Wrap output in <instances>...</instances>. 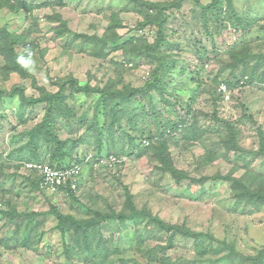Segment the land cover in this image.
Instances as JSON below:
<instances>
[{
  "label": "rangeland",
  "instance_id": "1",
  "mask_svg": "<svg viewBox=\"0 0 264 264\" xmlns=\"http://www.w3.org/2000/svg\"><path fill=\"white\" fill-rule=\"evenodd\" d=\"M20 2L29 8L19 11L0 3V30L21 38L16 52L28 76L4 75L6 62L0 54L1 89H25L27 97H39L43 91L60 92V84L67 79L101 87L117 81L122 92L126 87L142 89L153 81L158 61L134 50L127 55L125 49L113 50V41L104 58L92 57L94 50L100 54L101 43L96 47L82 40L83 35L104 39L117 17L122 22L116 30L119 45L133 38L154 44L158 26H143L147 19L135 13L128 0ZM211 2L184 0L179 8L168 11L166 43L160 51L176 70H164L165 93L151 88L138 93L128 110L130 116L123 113L120 125L113 128L103 125L101 146L91 129L100 96L73 92L65 84L66 105L73 116L66 119L59 114L55 130L62 141L78 144L64 165L75 155L94 157L83 166L73 196L41 191L38 176L22 169L25 161L51 163V144L42 140L36 151L27 146L26 131L42 122L45 105L23 106L19 94L0 101V210L20 215L11 218L0 211V264H99L89 261L90 255L80 249L79 253L68 251L72 237H63L52 211L80 222L97 219L98 212L130 214L127 191L139 211L207 238L195 243L142 219L128 228L105 220L98 229L108 241L107 264H241L240 253L259 255L264 248V207L233 211L235 193L228 180H243L257 191L264 190V0H233L230 9L224 1L223 9L205 11ZM246 22L251 25L247 27ZM110 38L116 40L114 35ZM246 51L249 57L242 61ZM244 81L247 85L237 87ZM221 83L234 84L230 101L222 100ZM131 117H138L134 124ZM100 119L104 122L106 117ZM160 121L185 122V132L167 137L168 153L177 170L203 182L183 179L178 183L162 170L154 149ZM194 125L200 138L189 141L187 129ZM228 125L236 129L238 148L228 149ZM150 136L151 141L143 145ZM132 137L136 139L131 143ZM67 149L72 150L71 144ZM110 156L118 161L97 163ZM230 249L236 254L228 255Z\"/></svg>",
  "mask_w": 264,
  "mask_h": 264
},
{
  "label": "trees",
  "instance_id": "2",
  "mask_svg": "<svg viewBox=\"0 0 264 264\" xmlns=\"http://www.w3.org/2000/svg\"><path fill=\"white\" fill-rule=\"evenodd\" d=\"M12 1V2H11ZM130 3L133 4L134 8L133 11L135 13H138L139 15L143 16L147 19L146 24L148 25L150 23H154L158 26V33H157V40L154 44L148 43L146 40L141 39H131L128 43H125L123 45H119L117 39H119L118 34L116 33V30L122 26V22L117 17H113L112 22L110 23L108 27V35L104 39H100L98 36H82V40H84V44H94L96 47H98L101 43L102 50L100 54L97 53V50H94L91 55L92 57L99 58L105 57V53L108 49V45L111 41L114 43L115 49H125L126 55L131 51H137L138 53L143 54L147 56L148 58H151L153 60L158 61V66L154 72V78L153 81L150 82L146 87L142 89H132L130 87H126L125 91H118L117 90V81H111L108 83L105 87L101 86H92L90 83H87L86 85H81L78 80H66L65 83H61L60 92L56 94H49L45 91L41 93L39 97H27L24 90L25 89H14L12 91L3 90L0 88V101L6 98L14 99L17 94L20 95L21 100L23 102V106L26 104H31L33 106H37L39 104L45 105V116L41 123L37 124L34 128L31 130L26 131L29 141L27 146L33 150H38V146L41 143L42 140L45 142L51 144L53 153L52 157H50L51 163L50 165L57 168H63L66 157H72L73 156V145H77L78 142H74L73 145L70 142V140L62 141L56 132V118L58 115L64 116L66 119H71L73 114L72 110L68 108L66 105V99L68 98L65 94L66 90L68 89L66 85H69L71 89H73V92H84L86 94H98L100 98L98 99L97 106H96V115L93 120V124L91 126L92 130H95L94 132L97 135L98 144L101 146L103 144V141H101V137H103V131L105 126L108 127H115L117 125H120L121 117H124L128 112L131 103L134 101L136 95L138 93H145L148 91V89H157L160 90V92L165 93L164 88L162 87V75L165 72L164 70H168L170 68L176 70V65L171 64L169 62H165L164 55L162 57L160 47L166 43V35H165V29L164 26L167 23V20L169 18L168 11L173 8H179L181 6V2L184 0H174V2H164V3H154L149 2L145 0H128ZM224 1H228V9L232 7V1L233 0H212L210 4H208L204 10L210 9H220L224 8L223 4ZM0 3H2V6L7 5V7L13 8L17 10H21L23 6L26 8H29L28 5H25L23 3H19V0H17V5L15 4V0H0ZM63 5V3H61ZM156 12V13H154ZM223 14H226V12H222ZM247 27L251 25V22L245 23ZM246 29V28H245ZM63 32V31H61ZM60 32V33H61ZM76 35V34H75ZM114 35L116 40H111L110 36ZM80 35H77L79 37ZM21 38L15 35H12L6 30H0V54L4 56L5 59V67L2 68V73L4 75H9L11 73H19L22 76H28L27 70L22 65L21 61L19 60V56L16 52V45L20 42ZM132 46V48L130 47ZM138 47V48H137ZM138 49V50H137ZM109 51V49H108ZM245 57L240 58L242 61L249 57V51L244 52ZM240 60V62H241ZM248 80V78H247ZM193 81V79H192ZM69 84H66V83ZM66 84V85H65ZM234 85V84H233ZM177 106V104H175ZM121 108L118 109V108ZM178 107V106H177ZM102 110V111H101ZM119 110V111H118ZM104 115L106 117L107 122H102L100 117ZM112 115V117H111ZM130 116V115H129ZM136 116V115H133ZM132 116V117H133ZM111 117V118H110ZM130 119V123L134 124L136 118ZM130 118V117H129ZM128 118V119H129ZM185 121V120H184ZM185 122H182V124H163L161 121L157 124L159 130L161 131V134H158V145L154 148L156 151V155L158 159L160 160L162 164V170L166 173H170L171 176L175 181L180 183L183 179H188L192 182H203V180L193 179L190 177V175L187 172H182L180 170H177L171 161L170 154L168 153V140L167 137L170 136V138H173L176 136V133H182L185 132ZM227 125V124H226ZM102 126V127H101ZM123 128L122 126H120ZM229 131L231 132L230 140H229V150L230 147L232 149L238 148L239 144L236 140V137H238L236 133V129L232 125H228ZM199 129L196 127V125L190 127L187 129V132L189 134V141L190 140H197L200 138ZM168 134V135H167ZM263 137V136H262ZM153 138V136L149 137V139ZM131 143L136 139L135 137L131 138ZM147 139V138H146ZM71 144V151H68V147ZM50 147V148H51ZM264 147V143H263ZM241 149V148H239ZM264 153V152H262ZM34 162H42L39 160H32ZM70 165V164H69ZM1 175V171H0ZM228 182L231 184L230 188L233 193H235L234 198V204H233V211H238L240 209H248L249 212H252L253 210H259L261 207H264V190L257 191V189L251 188L250 185H246L243 183V180H237V179H231L228 180ZM38 186V182H37ZM70 196H73V192L69 194ZM127 201L128 206L127 208L130 211V214H124L121 213L118 215L115 211H109L108 214L102 215V213L98 212L97 219H88L87 221L80 222L75 219V217L71 215H64L61 212H59L57 209H54L52 211V214L57 218L58 225L57 229L61 231L63 237H72L71 242V249L68 248V251L70 253L78 251L79 249L81 253H88L91 257V259H86V261H93L98 260L100 261L99 264H107L106 260L108 258L109 248H108V241L103 240L101 231L99 228V225L105 220H110L114 223L122 224L126 228H128L129 223H136L139 220H144L147 223L154 224L155 226H159L160 228H166L169 232L170 231H176L178 234L183 235L187 239H193L195 243L199 240L201 237H205L203 234L195 233L190 231L189 229L181 228L178 226H169L166 225L164 221L160 220L159 218H152L151 215L144 213L143 211H139L135 204L133 203V197L132 195L127 191ZM1 211V210H0ZM1 213L10 216L11 218H18L20 215L16 211H1ZM37 215V214H35ZM99 236V239L97 238ZM171 240V239H170ZM204 246V245H203ZM118 251V250H115ZM69 253V254H70ZM205 253H203L204 255ZM228 255L236 254L235 249H230V252L227 253ZM94 257L96 259H94ZM243 257L241 264H264V248L260 249V253L256 257H247L243 256V254L240 253V258ZM93 264H98L94 263Z\"/></svg>",
  "mask_w": 264,
  "mask_h": 264
},
{
  "label": "built area",
  "instance_id": "3",
  "mask_svg": "<svg viewBox=\"0 0 264 264\" xmlns=\"http://www.w3.org/2000/svg\"><path fill=\"white\" fill-rule=\"evenodd\" d=\"M221 92L224 94L226 100L230 99V94L227 90V87L222 85ZM84 161L87 163L91 158L85 159ZM109 163H115L116 159L111 157ZM102 163H105L102 161ZM25 168L27 170H33L38 172L43 177L42 186L45 188H49L53 191L59 189L61 186H67L68 184L72 187L73 190H77L78 188V179L81 175V165L78 162H75L71 168L67 169H57L52 168L49 165L41 164V163H26Z\"/></svg>",
  "mask_w": 264,
  "mask_h": 264
},
{
  "label": "clouds",
  "instance_id": "4",
  "mask_svg": "<svg viewBox=\"0 0 264 264\" xmlns=\"http://www.w3.org/2000/svg\"><path fill=\"white\" fill-rule=\"evenodd\" d=\"M222 85H224V86L227 87V90H228V92H229V94H230V98H231V96H232V88L234 87V85H233L232 83H230V84H227V83H221V84L219 85V88H218V92H219V94L221 95L222 100H224V101H230V99H229V100H226L225 97H224V94L221 92L220 89H221ZM244 85H247V81H246V82L244 81L243 83L238 84L237 87H243ZM150 141H151L150 139H145V140H143L142 142H143V145H145L146 143H149ZM111 157H112V156H110L108 159H106V158L99 159L97 163L105 164V163H107V161H109V159H110ZM113 158L116 159V162L118 161L116 157H113ZM93 160H94V157H91V159L86 163V162L84 161V159H83L82 156L75 155V156H74V159L71 160L72 162L70 163V165H69V164L64 165L63 168L53 167V166L50 165V163H49V164H45V163H43V162H34V161H32V160H30V161H25V162H23L21 165H22V169L25 170L26 172H31V171H32V173H34V174H36V175L38 176V188H39L41 191H48V192H50V193H52V194L65 193L66 195L69 196V194L71 193V191L73 192V194H75V193L77 192V190L79 189V181H80V179H81V175H80V177H79V179H78V188H77L76 191L73 190L72 187H71L69 184H68L67 186H61V187H59V189L53 191V190H51V189H49V188H45V187H43V186H42V185H43V184H42V182H43V177H42V175H40V174H39L38 172H36V171H33V170H27V169L25 168V164H26V163H31V162H32V163H41V164L49 165V166H51L52 168H57V169H67V168H71L75 162H78V163L81 165V169H82V171H83V166H84V165H90V163H92ZM102 161H104L105 163H102ZM116 162H115V163H116ZM82 171H81V174H82Z\"/></svg>",
  "mask_w": 264,
  "mask_h": 264
}]
</instances>
